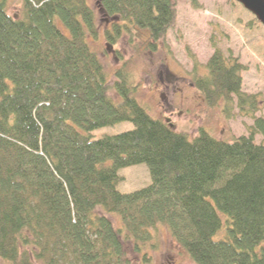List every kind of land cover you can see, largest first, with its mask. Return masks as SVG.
I'll return each instance as SVG.
<instances>
[{
    "label": "trees",
    "instance_id": "1",
    "mask_svg": "<svg viewBox=\"0 0 264 264\" xmlns=\"http://www.w3.org/2000/svg\"><path fill=\"white\" fill-rule=\"evenodd\" d=\"M18 1L16 16L0 0V259L132 264L130 249L148 264L163 229L194 264H264V117L242 92L246 66L214 46L193 86L210 105L235 98L248 135L188 136L137 100L125 61L110 79L91 46L154 53L177 0ZM121 122L134 128L92 138ZM139 164L151 183L120 192L118 170Z\"/></svg>",
    "mask_w": 264,
    "mask_h": 264
},
{
    "label": "rangeland",
    "instance_id": "2",
    "mask_svg": "<svg viewBox=\"0 0 264 264\" xmlns=\"http://www.w3.org/2000/svg\"><path fill=\"white\" fill-rule=\"evenodd\" d=\"M96 10L95 0H87ZM13 0L9 13L18 16L20 4ZM177 0V20L167 32L165 46L154 53H138L134 46L120 43L106 48L99 39L92 41L93 50L100 57L105 70L111 76L115 68L127 63V71L133 85H137L135 97L149 114L168 122L175 131L194 136L204 129L216 139L230 142L248 135L253 119L239 113L234 98L232 104L220 101L207 103L193 86L194 61L205 65L218 47L226 57H237L246 66L242 73V92L256 100L255 118L264 117V30L255 17L234 0ZM119 51V54L116 53ZM205 73L203 68L198 74ZM133 124L121 122L91 132L93 139L113 136L132 130ZM256 142L262 137L257 135ZM122 180L117 189L122 193L139 190L151 183L145 164L118 170ZM116 225V222L114 223ZM157 250L149 252L148 264H194L182 249L167 241V233L160 229ZM132 264H142L141 256L134 258L127 249ZM167 258V259H166ZM0 264H9L0 259Z\"/></svg>",
    "mask_w": 264,
    "mask_h": 264
},
{
    "label": "water",
    "instance_id": "3",
    "mask_svg": "<svg viewBox=\"0 0 264 264\" xmlns=\"http://www.w3.org/2000/svg\"><path fill=\"white\" fill-rule=\"evenodd\" d=\"M250 12L264 30V0H234Z\"/></svg>",
    "mask_w": 264,
    "mask_h": 264
}]
</instances>
